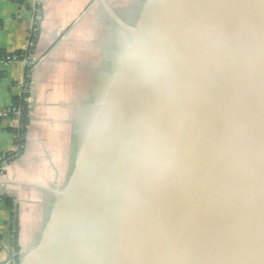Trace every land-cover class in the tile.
Returning a JSON list of instances; mask_svg holds the SVG:
<instances>
[{"label": "water", "instance_id": "obj_1", "mask_svg": "<svg viewBox=\"0 0 264 264\" xmlns=\"http://www.w3.org/2000/svg\"><path fill=\"white\" fill-rule=\"evenodd\" d=\"M99 1L121 43L68 181L0 180L54 197L20 264H264V0Z\"/></svg>", "mask_w": 264, "mask_h": 264}, {"label": "rangeland", "instance_id": "obj_2", "mask_svg": "<svg viewBox=\"0 0 264 264\" xmlns=\"http://www.w3.org/2000/svg\"><path fill=\"white\" fill-rule=\"evenodd\" d=\"M142 1L117 0L111 8L128 23L136 17ZM102 12L104 25L103 31L99 30L97 36L100 42L97 43L94 60L88 59L87 54L91 55L89 46L83 43V38L78 33V36L72 37L68 52L60 53L48 61L49 65L52 64V72L48 77H36V67L41 63L37 62L32 66L31 71L34 69L32 73L36 80L30 81L34 84L31 91L36 92V99L34 110H29L27 129L20 146L23 151L18 153V158H14L8 169L0 173V180L49 183L61 187L68 181L73 168L76 138H79L82 125L88 119L94 94L100 90L102 80L100 88L104 84L120 48V34L110 26L111 23L105 17V8ZM86 31L89 32V29ZM79 63L82 65L81 70L75 68ZM85 65L94 68L93 73L86 72ZM14 106L18 108L17 103ZM18 111L11 116L15 117L18 113L20 115L21 110ZM0 185L1 195L9 197L16 206L21 262L46 223L54 197L35 187Z\"/></svg>", "mask_w": 264, "mask_h": 264}, {"label": "crops", "instance_id": "obj_3", "mask_svg": "<svg viewBox=\"0 0 264 264\" xmlns=\"http://www.w3.org/2000/svg\"><path fill=\"white\" fill-rule=\"evenodd\" d=\"M116 1L107 0L110 6ZM103 9L99 0H0V50L22 54L20 60L0 63L3 73L0 77V114L9 113L17 98L24 97L30 105L34 85L30 81L36 80L32 73L34 69L31 71L35 65L33 61L41 63L36 67V77H48L52 72V64L48 61L68 52L72 37L78 33L89 46L91 55L87 54L88 59L96 58L95 50L100 42L97 36L104 25ZM114 12L120 16L116 10ZM105 17L112 22L108 14L105 13ZM98 51L100 53V47ZM75 68L81 70L82 65L79 63ZM84 68L93 73L91 66ZM20 126L19 114L4 117L0 122V173L23 151L17 132ZM0 197L4 196L0 193ZM15 233L18 234L16 206L0 198V263L11 255L12 259L6 264H16ZM19 253L21 256V250Z\"/></svg>", "mask_w": 264, "mask_h": 264}, {"label": "trees", "instance_id": "obj_4", "mask_svg": "<svg viewBox=\"0 0 264 264\" xmlns=\"http://www.w3.org/2000/svg\"><path fill=\"white\" fill-rule=\"evenodd\" d=\"M11 55H18L20 58H22V54L21 53H15V54H9L5 51H2L0 50V62L4 59H6L8 56H11ZM2 71H0V77L2 76ZM17 104L18 106L20 107V110H21V114L19 115V118H20V121H21V126H20V129L17 130L18 132V135H19V138L21 141V144L23 143L24 139H23V136L26 132V125L28 123V114H29V103L24 99V97L22 98H17ZM12 113L10 112L8 116H11ZM5 116L4 115H1L0 114V122L1 120L4 118ZM2 199H4L8 204H12V200L9 198V197H0ZM14 251L16 252V264H20V261H19V257H20V246H19V242H18V234L15 233L14 235Z\"/></svg>", "mask_w": 264, "mask_h": 264}, {"label": "built area", "instance_id": "obj_5", "mask_svg": "<svg viewBox=\"0 0 264 264\" xmlns=\"http://www.w3.org/2000/svg\"><path fill=\"white\" fill-rule=\"evenodd\" d=\"M21 58L18 56V55H11V56H8L6 59H4V60H2L0 63L1 64H8L9 62H11V61H17V60H20ZM20 107L18 106V108H17V106H14L13 105V107L11 108V110H10V112L11 113H13V112H15L16 110H19L20 111V109H19ZM18 111V112H19ZM9 112V113H10ZM9 113H6L5 115H8ZM19 114V113H18ZM1 115H3V114H1ZM4 115V116H5Z\"/></svg>", "mask_w": 264, "mask_h": 264}, {"label": "flooded vegetation", "instance_id": "obj_6", "mask_svg": "<svg viewBox=\"0 0 264 264\" xmlns=\"http://www.w3.org/2000/svg\"><path fill=\"white\" fill-rule=\"evenodd\" d=\"M111 24H110V26L112 27V28H114V32L116 31V33L117 34H120V27H119V25L113 20L112 22H110ZM119 47H120V44H119ZM110 71H111V68H110ZM110 71H109V74H110ZM107 76H108V74H107ZM103 81V80H102ZM102 81H101V83H100V85H99V88H100V86H101V84H102ZM90 97H92V95H90ZM95 97V96H94ZM90 99V98H89ZM90 101H91V99H90ZM77 143H78V139L76 138V146H77ZM74 159V158H73Z\"/></svg>", "mask_w": 264, "mask_h": 264}]
</instances>
